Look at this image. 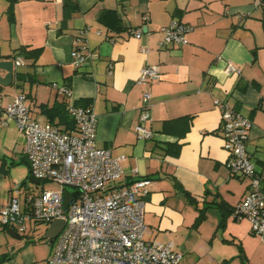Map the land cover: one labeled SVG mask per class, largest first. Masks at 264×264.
I'll list each match as a JSON object with an SVG mask.
<instances>
[{"label":"crops","instance_id":"0c3cea01","mask_svg":"<svg viewBox=\"0 0 264 264\" xmlns=\"http://www.w3.org/2000/svg\"><path fill=\"white\" fill-rule=\"evenodd\" d=\"M71 4L75 9L64 22ZM8 5L0 0V60L22 63L14 68L12 91L2 88L1 102L24 92L32 116L42 122L49 121L41 105L66 99L67 107L90 106L96 145L119 158L116 184L152 180L144 238L172 242L182 253L179 264H264V238L233 213L249 180L229 169L214 102L225 101L252 121L247 148L264 186V0H15L12 15ZM106 10H114L121 24L100 20ZM173 18L190 24L187 42L161 46L162 28ZM79 34L90 58L76 66L71 51ZM21 46L39 49L38 57L16 54ZM228 61L238 74L226 71ZM145 64L157 65L160 77L140 84ZM16 71L27 73L19 86ZM61 85L69 88L68 98L58 94ZM144 90L150 94L149 139L135 132ZM23 148L14 121H0V204L12 195L24 202L37 192ZM9 229L17 231L0 223V254L10 257L3 264H69L48 262L46 239L10 241L4 236Z\"/></svg>","mask_w":264,"mask_h":264},{"label":"built area","instance_id":"2783aa9c","mask_svg":"<svg viewBox=\"0 0 264 264\" xmlns=\"http://www.w3.org/2000/svg\"><path fill=\"white\" fill-rule=\"evenodd\" d=\"M190 24L173 18L162 28L161 46L182 45L187 42ZM141 36V30L135 31ZM71 51L76 66L87 63L90 54L83 52V38L76 36ZM146 51V48H142ZM17 65L22 62L15 60ZM228 73L239 69L230 61ZM160 77L155 64H145L138 72L137 83L145 84ZM58 94L70 96L67 86H57ZM149 92L144 90L141 110L135 132L139 139L152 137L146 125L149 119ZM220 110L219 130L229 153L228 166L232 174L248 178L247 189L233 209L235 216H244L250 222L253 234L264 238V186L249 152L250 118L232 105L214 100ZM75 128L63 130L50 122L34 118L24 92L15 93L11 100H0V121L12 119L24 134L23 152L30 175L42 182L59 184V189L42 188L25 196L24 202L16 195L0 204V223L25 230L27 218L50 224L62 219L58 234L49 240L51 251L48 262L69 264H179L182 253L172 242L144 238L145 196L152 180L138 177L129 183L117 185L121 174L119 158L108 148L98 147L95 141L97 116L88 105H68ZM77 191L67 205L64 188ZM24 204V207H23Z\"/></svg>","mask_w":264,"mask_h":264},{"label":"trees","instance_id":"16d2710c","mask_svg":"<svg viewBox=\"0 0 264 264\" xmlns=\"http://www.w3.org/2000/svg\"><path fill=\"white\" fill-rule=\"evenodd\" d=\"M15 0H8L9 5L7 8V12L8 14L12 15V8H13V3ZM70 12H68V14L64 17V22L66 21V19L69 17L71 11H73L75 9V5L71 4L70 5ZM100 20H107L109 18H112L113 20H115L116 22H118L119 24H121L120 22V18L119 16L115 13L114 10H106L104 12H102L99 16ZM63 25V24H62ZM62 28H60L58 30V32H61ZM80 37H82L81 34H79ZM83 38V37H82ZM16 54L22 55L24 58L26 59H36L39 55V49L37 48H28L27 46H21L18 48ZM15 54V55H16ZM27 73H23L21 71H16L15 72V82L16 84L19 86L20 82L23 81L27 76ZM30 77V76H29ZM41 112L48 118V121L56 126L61 127L63 130L69 131V130H73L75 128V123L73 118L70 116L69 111H68V107H67V100L63 99L61 101H57L54 102L52 105H41ZM29 177L35 181L37 184H39L40 180H36L34 179L31 175H29ZM24 182H22L21 184H23ZM77 193V191L75 192L74 189H72L71 187H65L64 188V203L65 205H67L69 203V201L71 200V196L75 197V194ZM216 205L222 209L223 211H228L225 204L222 203V201L216 202ZM231 209H229V211H231ZM204 216V212L201 211L199 214V219H201ZM5 228H8L9 225H4ZM47 241L52 239L45 238ZM10 257L8 256V254L3 253L0 254V264H3V262L5 260H8Z\"/></svg>","mask_w":264,"mask_h":264},{"label":"rangeland","instance_id":"374dc122","mask_svg":"<svg viewBox=\"0 0 264 264\" xmlns=\"http://www.w3.org/2000/svg\"><path fill=\"white\" fill-rule=\"evenodd\" d=\"M12 88L13 86L10 85L8 87H5L4 89H7V91H12ZM42 188H46V189H49V188H52V189H59L60 186L59 184L57 183H54V182H40L39 184H37L35 187H34V190L35 191H38ZM49 226V224L45 223V222H36L34 220H31L29 218L26 219L25 221V230L22 231L21 234L22 235V240L24 241L25 239H31V240H34V241H40V240H44L45 237H44V233L47 229V227ZM4 236L10 240V241H15L16 239L14 237H12L11 235H9L8 233H5ZM30 237V238H29ZM47 241V240H45ZM49 242V241H47ZM2 245V244H1ZM4 246L5 245H2L0 247V249H4ZM7 250L9 251V249L7 248Z\"/></svg>","mask_w":264,"mask_h":264},{"label":"water","instance_id":"95a60500","mask_svg":"<svg viewBox=\"0 0 264 264\" xmlns=\"http://www.w3.org/2000/svg\"><path fill=\"white\" fill-rule=\"evenodd\" d=\"M15 60H13V59H2V60H0V70L5 72L4 74L0 73V92H1L3 87H8V86L12 85V83L14 81V68H15V66H18L15 63ZM62 225H63L62 219H56V220L52 221L49 224V226L47 227V229L44 233V237L45 238H54L58 234ZM8 233L15 238H21V236H22L21 234H19L14 229H9Z\"/></svg>","mask_w":264,"mask_h":264}]
</instances>
